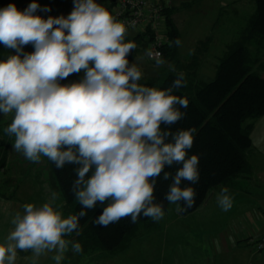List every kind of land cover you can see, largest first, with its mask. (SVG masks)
<instances>
[{"label":"clouds","instance_id":"obj_1","mask_svg":"<svg viewBox=\"0 0 264 264\" xmlns=\"http://www.w3.org/2000/svg\"><path fill=\"white\" fill-rule=\"evenodd\" d=\"M40 8L38 0L23 10L15 3L0 7V43L15 49L0 59V114H12L5 131L26 158L35 162L43 155L57 168L77 166L73 191L81 209L64 217L54 206L55 194L40 205L25 203L0 241V264H16L18 249L32 250V264L46 252L61 264L70 244L82 251L81 243L65 236L78 230L86 209L102 205L94 223L104 227L126 216L159 220L164 210L154 202V189L161 173L172 181L165 199L188 207L195 191L182 182L200 177L199 155H188L196 129L161 128L185 115L181 108L189 100L174 92L184 85V73L168 88L139 83L142 72L129 61L136 45L126 41L125 23L98 0H74L67 16L44 18ZM29 43L34 51L25 52ZM81 70L80 80L60 82ZM174 164V175L164 171ZM217 202L231 207L227 188Z\"/></svg>","mask_w":264,"mask_h":264},{"label":"trees","instance_id":"obj_2","mask_svg":"<svg viewBox=\"0 0 264 264\" xmlns=\"http://www.w3.org/2000/svg\"><path fill=\"white\" fill-rule=\"evenodd\" d=\"M38 3L40 4L39 0ZM254 4V12L249 16L247 24L240 30L237 38L227 45L225 53L218 59L215 75L209 81L197 76L200 50L205 44L201 43L189 58L181 59L176 51L175 40L179 39V31L171 17L172 9H163L169 43L163 46L159 61L172 60L174 64L161 69L159 75L139 83L168 88L178 73H184V85L174 89V92L189 100L188 107L181 108L185 115L172 125H161L162 129L170 128L172 132L178 129H196L194 143L188 150V155H199L200 177L197 182H182V187L190 185L195 191L194 203L190 207L183 201L174 202L183 215L197 210L215 189L228 188L236 178L251 172L248 154L251 148L252 120L264 115V78L260 74V70L264 68V60L261 59L264 53V0H254ZM150 34L147 32L143 36L126 38V41L136 45L129 57L132 58L141 49H145ZM8 146L5 137L0 139V166L6 167ZM44 158L51 173L52 189L60 193L68 216L77 214L81 209L73 191V182L77 178L74 169L77 166L65 164L63 168H57L52 160L46 156ZM178 167L175 164L166 166L164 171L174 175ZM162 177L163 172L157 178L154 202L160 203L165 211L172 203L165 199L172 181L171 178L164 180ZM102 209L103 206L99 203L95 209H86L87 215L79 219L78 230L65 236L66 239L72 236L73 243H81L82 251L75 252L79 257L128 253L132 240L138 239V232H148L153 226L151 217L143 215L135 222L131 221L130 216H126L107 227L97 225L94 219ZM71 250L70 244L67 255ZM90 262L92 261L84 260L81 264Z\"/></svg>","mask_w":264,"mask_h":264},{"label":"crops","instance_id":"obj_3","mask_svg":"<svg viewBox=\"0 0 264 264\" xmlns=\"http://www.w3.org/2000/svg\"><path fill=\"white\" fill-rule=\"evenodd\" d=\"M113 1L114 0H98V2L103 4L107 9L111 7ZM158 1L172 9L171 17L179 31L180 41L182 35L175 20L178 23L189 24L195 33H197V31L201 32L202 36H198L201 34H195L191 40L188 42L182 41V45H177L176 47L177 55L181 59H187L197 51L201 43L205 44V47L201 48V54L199 55L200 63L197 68V76L199 79H202L200 77L204 66L211 67V71L213 75H215L218 59L225 53L227 45L237 38L239 32L236 33L235 37H231L235 32L233 20L236 19L237 15L245 11L252 14L255 9V4L252 8L251 0ZM59 3L62 5V9H60L62 10L61 15L67 16L73 10L74 0H60ZM4 6L5 5H2L0 0V7ZM180 10H182V12ZM251 10L253 11L251 12ZM143 33L145 32H131L127 34L126 38H132L136 35L143 36ZM228 37L230 40L227 39ZM24 50L25 52L34 51V46L29 43L24 46ZM14 53L15 49H8L0 43V59L6 58L7 55ZM261 59L264 60V53ZM260 74L264 78V68L260 70ZM11 119V113L5 115L0 114V124H9ZM248 121L250 122L251 120L249 119ZM252 122L251 148L248 154L251 172L235 180L244 181L248 186L251 184L255 187L254 190H258L259 187L264 185V115L252 120ZM5 135V132L0 131L1 138H4ZM14 156L26 158L21 151L15 149H12L10 153L7 152L6 171L4 175L0 176V178L4 177L2 181L0 180V239H2V241L14 228V225L11 223L13 217L17 212H23V205L28 203L27 200L30 198V195L28 196L29 198H25V195L21 193L15 194L16 190H21V185L18 183H15L11 187L12 178L18 174V171L20 172V169L13 163L14 160H12V157ZM27 161L28 159H24V162ZM14 166L17 169L14 170ZM9 170L11 171V173H9L10 175L6 173ZM252 181L254 183H252ZM2 185H5L4 187L8 186L12 191L2 192ZM33 188L34 190H38V187L36 188L35 185H33ZM262 196L264 198L263 193ZM213 197L214 196H209L206 201L208 202V199L210 201ZM35 202L39 203V205L44 203V201L40 199H37V201L35 200ZM211 209L213 210V208ZM198 210H201L200 207L189 213L190 216H194V224L198 227L196 228L197 230L190 229V233L192 235L204 236L206 239L202 238L199 240L202 243L187 246L185 249L181 246L179 250H177L179 252H177L175 259L168 260L165 258L159 261L145 260L144 263L137 262L136 259H127L123 261L112 260L110 264H264V249L256 252L250 242L252 238L263 232L264 215L260 217L257 213H229L227 215V217L230 216L228 217L229 221L227 227L224 229L221 226L219 228L217 225L218 215L212 210L206 213H200ZM261 211L264 213V209H261ZM130 250H132V248L127 250L129 253L128 258L131 257L130 254L134 252ZM17 251L16 264H32L33 253L31 249H18ZM67 252L68 250L65 252L61 264H67ZM54 255V252H46L39 257L38 264H55V261L52 259Z\"/></svg>","mask_w":264,"mask_h":264},{"label":"rangeland","instance_id":"obj_4","mask_svg":"<svg viewBox=\"0 0 264 264\" xmlns=\"http://www.w3.org/2000/svg\"><path fill=\"white\" fill-rule=\"evenodd\" d=\"M41 8L37 10V14H40L44 16V18H47L48 16H59L62 13V5L59 3L60 0H39ZM252 2V8L254 5V1ZM2 5L7 6L10 3H15L18 7V9L23 10L29 3H31V0H1ZM44 9H50V11H44ZM111 12V9H108ZM182 12V10H180ZM187 11V10H185ZM253 10H251L252 12ZM251 14V13H250ZM249 12L245 11L239 15H237L236 19L233 20L234 23V34L231 37H235L237 32H240V30L245 27L247 24V18L250 15ZM176 17V13H175ZM177 26L179 27L182 35V41L188 42L192 39L195 34H201V32L195 33L193 32V28L189 26L187 23H178L175 20ZM185 26V27H184ZM193 32V33H192ZM198 36H202L198 35ZM230 40V38H227ZM182 45V44H180ZM180 48V47H179ZM145 49H141L134 57H129L130 63H135L139 69L142 72L141 81L149 78L159 75L161 72V69H166L168 67H172L174 64V61L172 60H163L161 63L159 60L152 61L147 58L145 55ZM253 51V49H252ZM223 54V53H222ZM221 54V55H222ZM218 62V61H217ZM84 75V70H81L80 72H74L71 73L68 77L64 78L60 82L68 83L71 81H78L80 80ZM213 73L211 71V67L204 66L202 69L201 77L205 81L212 80ZM7 128V125L0 124V131H3L6 133L5 138L9 142V146L7 148V152L10 153L12 149H15L13 147L15 142V136L9 135L5 129ZM0 139L1 136H0ZM24 159L28 158H21L18 156L12 157L13 163H15V166L20 169V172L18 171L16 176H14L11 180V187L18 183L21 185V190H16L15 194L21 193L22 195H25V198H30L27 200L28 203H34L36 205H39V203H36L35 200L40 199L44 202L48 201L49 198L55 194V201L54 206L58 208L59 211L62 212L64 217L68 216V210L66 206L62 203L61 195L58 191L52 189L54 188L51 173L49 171V168L47 166L46 160L44 156L42 155L39 161H32L29 160L27 162H24ZM14 166V170L17 169ZM4 168L6 169L5 165ZM4 169V171H5ZM8 175L11 173L9 170L6 172ZM1 176V175H0ZM4 179L0 178L2 181ZM253 180V179H252ZM254 181V180H253ZM252 181V183H254ZM236 182V183H235ZM234 184L231 186H228V194L231 197L232 203L231 207L227 210H224L220 204L217 202V195L221 192V188L215 189L211 194L209 195L214 196L210 201L208 199V202H204L200 206V213H206L211 211L213 208V212L218 215V222L217 225L226 228L230 216L227 217L229 213H239V212H246L248 214L257 213L260 217H263L264 213L261 211V209H264V198L262 196V193L264 194V185L262 187H259L258 190H254L253 185H247L246 182L238 180H235ZM251 183V182H250ZM32 184V185H31ZM236 184V185H235ZM1 185V184H0ZM33 185L35 187H38V190H34ZM5 185L1 186L2 192H10L12 191L11 188L8 186L4 187ZM19 187V186H18ZM252 188V189H251ZM262 188V189H261ZM58 194H57V193ZM34 193V195H33ZM213 200V201H212ZM61 202V203H60ZM194 216L188 215H182L181 210L178 208V206L172 202L169 207L164 211V215L159 220H155L151 217L153 220V226L149 229L148 232L140 233L138 232V239L137 241L135 239L132 240L131 246L129 247L134 251L132 252L131 257L128 258L129 253L123 252L116 255H104V254H98L94 256H90L87 258L79 257L76 255V253L71 250L69 255L67 256L66 263L67 264H81L85 261L91 260L89 264H110V261L116 260V261H123L127 259H136L137 262L144 263L145 260L147 261H159L160 259H175L177 250L182 246L184 249L187 248V246H193L197 243H202L199 240L200 239H206L202 235H192L190 233V229L197 230L193 221ZM177 231V232H176ZM182 231V232H181ZM188 231V232H187ZM68 240L73 242V237L69 236L67 237ZM2 241V239H0ZM135 241V242H134Z\"/></svg>","mask_w":264,"mask_h":264},{"label":"built area","instance_id":"obj_5","mask_svg":"<svg viewBox=\"0 0 264 264\" xmlns=\"http://www.w3.org/2000/svg\"><path fill=\"white\" fill-rule=\"evenodd\" d=\"M165 7L167 6L158 0H114L110 7L113 16L125 23L127 28L125 36L131 32L151 33L146 42L145 53L152 61L161 58L163 46L169 43L163 13ZM4 169V166H0V175ZM250 242L254 251H262L264 230Z\"/></svg>","mask_w":264,"mask_h":264}]
</instances>
